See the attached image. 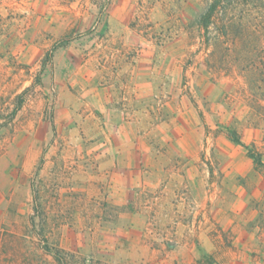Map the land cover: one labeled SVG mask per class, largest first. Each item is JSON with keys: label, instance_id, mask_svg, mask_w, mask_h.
<instances>
[{"label": "rangeland", "instance_id": "obj_1", "mask_svg": "<svg viewBox=\"0 0 264 264\" xmlns=\"http://www.w3.org/2000/svg\"><path fill=\"white\" fill-rule=\"evenodd\" d=\"M210 1L0 0V264H264V0Z\"/></svg>", "mask_w": 264, "mask_h": 264}, {"label": "trees", "instance_id": "obj_2", "mask_svg": "<svg viewBox=\"0 0 264 264\" xmlns=\"http://www.w3.org/2000/svg\"><path fill=\"white\" fill-rule=\"evenodd\" d=\"M227 2H229V0H211L205 12L200 15L198 19V24L204 29L205 33H209L210 28L213 25L217 24L219 14L223 11V9L226 12L227 6H225V4ZM222 27H223V36L225 35L227 36L228 28H232L231 23H226V24L224 23ZM258 50H259L258 52L256 51L254 53H250V55L253 56L244 53V51L242 50L239 51V57L237 59L238 60L237 62H239L238 66H243L245 62H250L251 60H253V58L254 60L255 58H258L259 62L258 63L254 62L255 64L253 66L256 67L254 69L256 71L255 75L264 78V45L262 44L258 48ZM21 98L22 96L18 97L19 103L15 107L13 111V115H16L18 110L22 107L23 101L20 100ZM230 139L235 145L242 147L247 152L248 156H250L252 159L256 161L258 167L264 168L263 156L261 154L256 153L253 147L246 145L236 132H231ZM47 251L54 256V258L59 264H67L65 261L66 257L63 255V253L60 250L47 249Z\"/></svg>", "mask_w": 264, "mask_h": 264}]
</instances>
